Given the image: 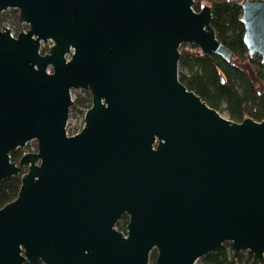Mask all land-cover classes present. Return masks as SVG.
<instances>
[{"label": "water", "instance_id": "1", "mask_svg": "<svg viewBox=\"0 0 264 264\" xmlns=\"http://www.w3.org/2000/svg\"><path fill=\"white\" fill-rule=\"evenodd\" d=\"M193 4L0 0L28 26L0 27V181L27 166L0 208V264H196L226 241L262 261L264 119L232 121L180 81L182 43L233 60ZM240 9L264 76V0ZM71 89L91 94L80 131Z\"/></svg>", "mask_w": 264, "mask_h": 264}, {"label": "trees", "instance_id": "2", "mask_svg": "<svg viewBox=\"0 0 264 264\" xmlns=\"http://www.w3.org/2000/svg\"><path fill=\"white\" fill-rule=\"evenodd\" d=\"M242 0H194L193 8L199 11L201 2L207 3L211 8V28L217 39L228 48L233 55V60L227 61L215 54L203 53L197 45L182 43L179 46L180 57L178 66L180 81L195 92L208 106L218 110L223 109L227 117L235 122L250 118L256 121L264 119V91L252 80L248 69L242 65L247 63L255 75L263 80L261 58L257 54H249L243 43V25L240 22V2ZM11 19L14 35H17L27 24L19 21L18 10L8 9L0 13V26ZM48 45L40 47V53L48 52ZM84 104L91 105V94L85 90V97H76L74 106ZM24 149L19 147L12 150L10 160L18 162ZM27 172L24 166L20 173L0 181V208L16 198L21 177ZM116 223L118 230L125 232L128 220L127 215ZM120 217V218H121ZM156 251L150 254V264L155 263ZM197 264H264L258 261L253 254L232 249L231 243H223L214 251L200 257ZM22 264H44L42 261H24Z\"/></svg>", "mask_w": 264, "mask_h": 264}, {"label": "built area", "instance_id": "3", "mask_svg": "<svg viewBox=\"0 0 264 264\" xmlns=\"http://www.w3.org/2000/svg\"><path fill=\"white\" fill-rule=\"evenodd\" d=\"M0 27H2V26H0ZM12 31L14 32V30H12ZM76 91H82V93H85L84 89H71L70 94L72 97L71 99L73 100V104L70 107V113H69V117H68L66 127H65L66 131H80L84 125V116L86 113V109L90 107V106L88 107L84 104H78V105L74 106L75 98L81 97V96L76 95V93H75ZM70 119H73V121L78 122V125H77V127H75V129H71V130L68 129V122L70 121ZM21 148L24 149V152L22 153V155H24L26 153L36 152L37 151V142L35 139H31V140L27 141L24 144V146H22Z\"/></svg>", "mask_w": 264, "mask_h": 264}, {"label": "rangeland", "instance_id": "4", "mask_svg": "<svg viewBox=\"0 0 264 264\" xmlns=\"http://www.w3.org/2000/svg\"><path fill=\"white\" fill-rule=\"evenodd\" d=\"M200 5H205V2H201ZM1 13H2V12H1ZM4 26H7V27H9V28H11V29L13 30V25H12V23H11V19H10V17H8V20H6V21L4 22ZM242 66L245 67L246 69H248V71H249V73H250V76H251L252 80L255 82V84H256L261 90L264 91V81L261 80V79H259V78L255 75L254 71L251 69V67H250L247 63L243 64ZM180 72H181V70H180V68H179V66H178V73H180ZM75 93H76L77 96L85 97V93H82V91H76ZM220 113H221L223 116L227 117V113H226L225 110L222 109V110L220 111ZM77 125H78V122L73 121V119H70V121L68 122V129H69V130H71V129H75V127H77ZM122 219H123L122 217L119 218V220H118L117 222H120V223H121ZM224 243H228V242L226 241V242H224ZM241 251L244 252L245 254H247V253L249 252V251L246 250V249H243V250H241ZM196 264H197V263H196Z\"/></svg>", "mask_w": 264, "mask_h": 264}, {"label": "flooded vegetation", "instance_id": "5", "mask_svg": "<svg viewBox=\"0 0 264 264\" xmlns=\"http://www.w3.org/2000/svg\"><path fill=\"white\" fill-rule=\"evenodd\" d=\"M125 231H126V227H125ZM125 233V232H124Z\"/></svg>", "mask_w": 264, "mask_h": 264}]
</instances>
